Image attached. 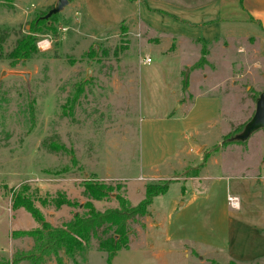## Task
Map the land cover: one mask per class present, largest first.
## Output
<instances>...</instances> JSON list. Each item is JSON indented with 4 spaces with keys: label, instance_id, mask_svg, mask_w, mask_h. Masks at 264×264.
<instances>
[{
    "label": "rangeland",
    "instance_id": "1",
    "mask_svg": "<svg viewBox=\"0 0 264 264\" xmlns=\"http://www.w3.org/2000/svg\"><path fill=\"white\" fill-rule=\"evenodd\" d=\"M57 1L0 0V35L8 31L0 43V264H31L35 244L28 231L38 224L25 209H12L14 190L26 185L45 219L59 226L79 209L56 208L52 198L61 192L84 202L88 180L124 185L120 192L126 190L132 204L143 198L146 184L171 183L153 199L159 218L142 228L135 224L128 248L111 264L222 262L186 251L177 239L165 243V217L179 185L162 177L196 172L213 149L235 170L264 171V128L221 147L225 135L243 131L264 92L258 23L242 0H72L49 17L54 31L36 34V53L11 59L19 34ZM199 38L208 50L203 64ZM40 42L49 45L40 48ZM145 56L152 62L143 63ZM189 92L217 94L218 114L188 132L159 169L145 171L143 120L177 107L179 95L186 110ZM94 204L103 210L118 201L112 196ZM199 217L205 224L208 216ZM95 243L73 257L61 252L63 264H107Z\"/></svg>",
    "mask_w": 264,
    "mask_h": 264
},
{
    "label": "crops",
    "instance_id": "2",
    "mask_svg": "<svg viewBox=\"0 0 264 264\" xmlns=\"http://www.w3.org/2000/svg\"><path fill=\"white\" fill-rule=\"evenodd\" d=\"M71 2L68 0V4ZM242 6L260 27V34L255 38H263L264 0H242ZM261 41L264 46V38ZM189 94L192 101L186 110L181 103L183 96L179 95L177 107L170 105L162 115L143 120L145 171L159 169L175 155L178 142L188 132L196 129L198 123H209L218 114L220 97L217 94ZM196 110L202 119H195ZM220 151L206 152L203 164L188 176L162 177L179 185L169 201L164 241L169 245L177 239L181 246H186V251L202 252L213 259L219 256L222 262L218 264H264V171L235 170L230 164L218 161ZM228 195L237 198L238 208L230 207ZM222 196L221 202L215 199ZM152 205L153 201L144 227L155 217L159 218ZM204 214L208 217L202 224L199 216ZM156 224L160 229V221Z\"/></svg>",
    "mask_w": 264,
    "mask_h": 264
},
{
    "label": "trees",
    "instance_id": "3",
    "mask_svg": "<svg viewBox=\"0 0 264 264\" xmlns=\"http://www.w3.org/2000/svg\"><path fill=\"white\" fill-rule=\"evenodd\" d=\"M4 1L10 4L13 2V0ZM55 15L53 14L51 18ZM49 20L50 18L40 19L39 17L34 20L27 32L20 33L16 38L14 47L9 52V57L13 60H19L36 53L38 51L36 34L54 31V27L48 24ZM7 35L8 31H2L0 43ZM202 44L201 64L206 62L205 57L208 53L206 44L203 41ZM183 84L185 88L188 87L186 81ZM231 141L242 142L244 140L225 135L221 147L228 145ZM123 186L88 180L82 183L81 194L86 199L84 202L69 200L61 192H58L57 196L51 200L56 208L68 204L79 209L73 212L69 220L64 221L59 226L53 225L45 219L42 211L34 203L35 196L32 195L26 185L14 190L12 192V209H25L38 224L28 231L35 243L33 251L28 254L31 264H45L52 258L57 264H63L61 252L73 257L75 254L86 250L93 241H96L97 250L106 253L107 264H111L119 250L128 248L130 237L136 232L135 224H138L140 228L144 227V219L150 215L149 207L153 198L166 193L169 183L164 181L146 184L143 198L135 204H132L127 198L126 190L120 192ZM112 196L118 201L116 207L100 210L95 206L94 202L107 200ZM46 202L47 200L43 199L42 203Z\"/></svg>",
    "mask_w": 264,
    "mask_h": 264
},
{
    "label": "water",
    "instance_id": "4",
    "mask_svg": "<svg viewBox=\"0 0 264 264\" xmlns=\"http://www.w3.org/2000/svg\"><path fill=\"white\" fill-rule=\"evenodd\" d=\"M67 4L68 0H58L56 5L45 14L44 18L48 19L53 14H57ZM260 128H264V92H261L259 94V97L255 104V111L252 118L245 125L243 131L237 134L234 138L239 140H245L251 135V133Z\"/></svg>",
    "mask_w": 264,
    "mask_h": 264
},
{
    "label": "built area",
    "instance_id": "5",
    "mask_svg": "<svg viewBox=\"0 0 264 264\" xmlns=\"http://www.w3.org/2000/svg\"><path fill=\"white\" fill-rule=\"evenodd\" d=\"M43 43H44V42H40V43H38V47H40V48H44L45 45H46V46L49 45V42H45V44H43ZM142 61H143V63H145V64H149V63L152 62V58H151L150 56H145V57L142 59ZM227 201H228V204L230 205V207H232V208H238L239 203H238V200H237L236 197L228 195V196H227Z\"/></svg>",
    "mask_w": 264,
    "mask_h": 264
}]
</instances>
